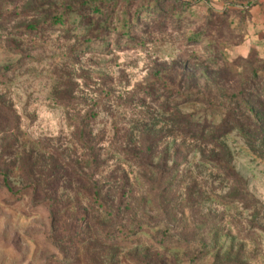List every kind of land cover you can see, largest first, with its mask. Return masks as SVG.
<instances>
[{
	"label": "rangeland",
	"instance_id": "rangeland-1",
	"mask_svg": "<svg viewBox=\"0 0 264 264\" xmlns=\"http://www.w3.org/2000/svg\"><path fill=\"white\" fill-rule=\"evenodd\" d=\"M86 1L0 0V154L15 138L16 161L24 149L46 155L58 149L83 171V151L70 123L74 111L83 115L93 108L98 113L94 133L104 139L101 184L117 181L134 195L136 221L148 224L154 215L165 224H146L149 232L124 245H110L92 233L67 252L75 257L73 264H141L156 245L157 232L166 235L183 264H264V125L244 122L208 144L181 133L182 116L218 124L225 111L217 102L189 97L167 111L161 100L141 94L156 72L177 61L190 74L185 89L192 93L194 82L201 93L210 89L211 79L224 82L226 62L235 60L241 82L264 85V0H97V5L104 1L102 18L91 14L96 3L85 6ZM124 11L140 17L132 27L134 40L119 35L117 27L127 20ZM60 13L64 22L52 23ZM104 21L116 30L91 33ZM102 41L104 46L97 45ZM214 87L220 100L229 102L227 92ZM8 108L19 121L13 136L7 130ZM257 113L263 120V112ZM114 122L129 128L134 141L152 144L155 170L110 148ZM214 156L241 181L209 162ZM166 165H175L164 183L170 186L169 219L158 210L150 184ZM10 178L16 187L24 182L18 165ZM38 179L43 184L45 177ZM53 184L63 201L84 198V185L71 169ZM60 250L49 204L30 191L10 197L0 178V264H60Z\"/></svg>",
	"mask_w": 264,
	"mask_h": 264
},
{
	"label": "trees",
	"instance_id": "trees-1",
	"mask_svg": "<svg viewBox=\"0 0 264 264\" xmlns=\"http://www.w3.org/2000/svg\"><path fill=\"white\" fill-rule=\"evenodd\" d=\"M96 2L97 0H88L84 5ZM97 4L91 8V14L102 18L105 16L102 5L104 1H101V5ZM165 14H167V11ZM124 16L127 17V20L122 26L117 27L119 35H128L130 39L134 40L131 35L132 27L134 26V21L140 17L128 11H124ZM64 20L63 13H60L54 17L52 23L62 24ZM221 20L222 18H219L216 25L222 30L224 23ZM110 24L104 21L94 27L91 33L98 36L109 34L111 31L116 30L112 29ZM76 30H78L77 27L74 31ZM116 43L117 45L119 44L117 41ZM105 44L102 41L97 45L104 46ZM213 59V62H217L216 56ZM238 63H240L239 60L226 62L225 66L229 70L222 77L224 82H222L221 78L216 82L215 79L208 80L212 86L202 93L197 91V84L194 82L192 87L196 88V92L192 93L185 89L186 83L191 78L190 74L179 61L173 62L170 66L156 72L154 74L155 77H152L146 87L142 88L141 94H143V98L151 97L156 101L161 100L162 107L167 111L177 106L179 101L189 97L217 102L216 104L225 111L220 123L209 124L206 121L193 118L192 115H184L182 116V126L180 128L181 133L187 137L203 139L208 144H215L222 135L229 133L235 126L244 122L248 124L258 123L260 126L264 125V119L259 121L257 116V112H263L262 115L264 116V85L255 84L249 79H247L249 82H241V74L237 72ZM214 83L227 92L225 99L229 100V102L220 100L219 89L214 87ZM256 98H258L257 103L255 101ZM71 104L65 103L66 106ZM124 104L126 107L131 108L134 103ZM70 107L72 110H76L73 104ZM1 108L0 106V112ZM8 110L11 112L10 108ZM74 112L75 114L70 124L74 128L76 142L83 151L85 162L82 166L84 168L83 171H81L82 168L78 167V162L64 157L58 149L50 151V155L45 153L38 154L32 149L28 151L24 149L20 151L16 161L13 156L16 154L15 143H18V140L15 138L14 141L8 140L9 143L2 145V153L0 154V178L10 197L19 198L25 192L30 191L34 198L41 199L49 204L54 243L61 248L60 251L63 254L60 264H73L75 257L69 256L67 252H73L74 248L84 242L87 236L89 237L92 233L110 245H124L134 240H140L141 236L137 234L150 230L147 227L148 224L153 226V228H159L165 224V221L156 219L157 216L154 215L148 217V224L142 220L136 221V212H134L132 207L134 195L128 193L121 183L117 184V181H108V183L101 184V180L98 178L102 165V146L100 144H102L104 139L94 133L92 127L98 113L93 108L84 112L83 115L80 110ZM11 118L12 122L8 125L7 130L13 136L18 131L19 121L14 111L11 112ZM147 141H134L129 128L114 122V135L110 142V148L129 161L155 170L150 160L153 147L152 144H147ZM181 148L177 149L178 154H181ZM209 162L230 176L231 180L241 181L238 173L219 156L211 157ZM15 165H18L24 180L19 187L14 186L10 178L12 167ZM69 169L77 172L84 185L82 189L84 198L71 202L63 201L53 184L54 181H58L61 173ZM173 169H175V165L171 168L159 169V175L150 182L151 192L155 194L159 204L158 210L165 214L166 219H169V203H166V199L170 186L164 183L170 178L169 175L172 174ZM40 176L45 177L43 183L45 186L38 179ZM50 179L53 180L50 181ZM156 236V245L153 249H148L147 253L142 256L141 264H183V260L179 257L180 254L173 252L175 247L170 245L169 241L163 239L166 235L157 232Z\"/></svg>",
	"mask_w": 264,
	"mask_h": 264
}]
</instances>
